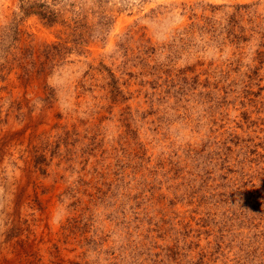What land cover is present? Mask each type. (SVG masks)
Instances as JSON below:
<instances>
[{
    "label": "rangeland",
    "instance_id": "1",
    "mask_svg": "<svg viewBox=\"0 0 264 264\" xmlns=\"http://www.w3.org/2000/svg\"><path fill=\"white\" fill-rule=\"evenodd\" d=\"M0 264H264V0H0Z\"/></svg>",
    "mask_w": 264,
    "mask_h": 264
}]
</instances>
